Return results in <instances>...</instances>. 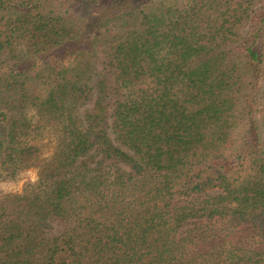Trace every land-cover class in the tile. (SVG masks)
Instances as JSON below:
<instances>
[{
    "label": "trees",
    "instance_id": "1",
    "mask_svg": "<svg viewBox=\"0 0 264 264\" xmlns=\"http://www.w3.org/2000/svg\"><path fill=\"white\" fill-rule=\"evenodd\" d=\"M30 168L0 264H264V0H0V179Z\"/></svg>",
    "mask_w": 264,
    "mask_h": 264
},
{
    "label": "rangeland",
    "instance_id": "2",
    "mask_svg": "<svg viewBox=\"0 0 264 264\" xmlns=\"http://www.w3.org/2000/svg\"><path fill=\"white\" fill-rule=\"evenodd\" d=\"M90 105H86L80 108V111L88 108ZM38 169L30 168L21 173L15 180H1L0 179V193H17L20 192L23 183L27 180L33 182L37 179ZM49 235L59 234L64 230L63 223L58 219H50L48 222Z\"/></svg>",
    "mask_w": 264,
    "mask_h": 264
}]
</instances>
